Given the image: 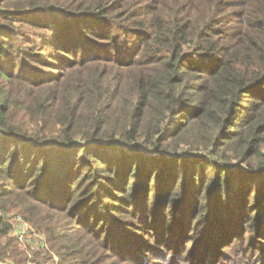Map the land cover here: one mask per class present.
<instances>
[{
	"label": "trees",
	"instance_id": "trees-1",
	"mask_svg": "<svg viewBox=\"0 0 264 264\" xmlns=\"http://www.w3.org/2000/svg\"><path fill=\"white\" fill-rule=\"evenodd\" d=\"M127 1L0 0V263L264 264V0Z\"/></svg>",
	"mask_w": 264,
	"mask_h": 264
},
{
	"label": "built area",
	"instance_id": "built-area-1",
	"mask_svg": "<svg viewBox=\"0 0 264 264\" xmlns=\"http://www.w3.org/2000/svg\"><path fill=\"white\" fill-rule=\"evenodd\" d=\"M13 235L19 246L26 252L25 264H43L36 258V253L46 247L45 239L42 235L35 234L28 222L18 214L12 218ZM0 264H16L11 259H5Z\"/></svg>",
	"mask_w": 264,
	"mask_h": 264
},
{
	"label": "rangeland",
	"instance_id": "rangeland-1",
	"mask_svg": "<svg viewBox=\"0 0 264 264\" xmlns=\"http://www.w3.org/2000/svg\"><path fill=\"white\" fill-rule=\"evenodd\" d=\"M162 1H165V0H128L127 2H125V5H126L125 10H127L128 12L136 13V14H140L143 11H149L150 12L154 9L162 8V6L164 5V2H162ZM119 218H120V220L125 219V217H121V216H119ZM29 225L31 226L32 230L35 232L32 225L31 224H29ZM133 233H134V237H135L136 234L141 233V231H140V229H135L133 231ZM35 234H37V233L35 232ZM144 235L145 234H143L142 237H144ZM1 241L3 242L4 239H1ZM14 247H15V245H12V248H14ZM235 247H237V246L235 245L233 248L235 249ZM233 248H232V250H230V252L228 250V253H226L227 257L221 258V260H219V263H221V264H245L242 262L243 261L242 255L239 254L236 250L233 251ZM143 253H145V251H143ZM148 253L146 254L145 257L152 259L151 258L152 255L150 254V251ZM248 255L250 256L251 253ZM252 255L255 256L253 261H256V259H258V256H256L254 253ZM152 260L157 261L158 259H152ZM176 260H177V264H184L182 261L179 262L178 259H176Z\"/></svg>",
	"mask_w": 264,
	"mask_h": 264
}]
</instances>
